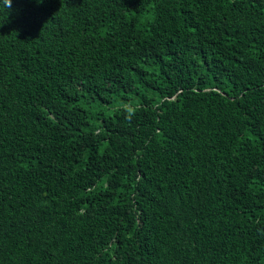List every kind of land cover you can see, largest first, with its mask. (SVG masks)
<instances>
[{
    "label": "trees",
    "instance_id": "trees-1",
    "mask_svg": "<svg viewBox=\"0 0 264 264\" xmlns=\"http://www.w3.org/2000/svg\"><path fill=\"white\" fill-rule=\"evenodd\" d=\"M0 264H264V0H0Z\"/></svg>",
    "mask_w": 264,
    "mask_h": 264
},
{
    "label": "clouds",
    "instance_id": "clouds-1",
    "mask_svg": "<svg viewBox=\"0 0 264 264\" xmlns=\"http://www.w3.org/2000/svg\"><path fill=\"white\" fill-rule=\"evenodd\" d=\"M9 6H11V5H9Z\"/></svg>",
    "mask_w": 264,
    "mask_h": 264
}]
</instances>
